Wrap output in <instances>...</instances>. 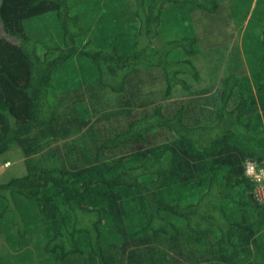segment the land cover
<instances>
[{
  "label": "trees",
  "instance_id": "trees-1",
  "mask_svg": "<svg viewBox=\"0 0 264 264\" xmlns=\"http://www.w3.org/2000/svg\"><path fill=\"white\" fill-rule=\"evenodd\" d=\"M122 1L0 0V264H264V0L240 45L229 1Z\"/></svg>",
  "mask_w": 264,
  "mask_h": 264
},
{
  "label": "rangeland",
  "instance_id": "rangeland-1",
  "mask_svg": "<svg viewBox=\"0 0 264 264\" xmlns=\"http://www.w3.org/2000/svg\"><path fill=\"white\" fill-rule=\"evenodd\" d=\"M227 1H229V4L231 5L230 11H237L235 9V7L237 9H240V13L241 14H239V15L236 14L235 18H233L234 23H236V24H238L239 22L241 23L240 26H239V29L237 30V37H238V42L237 43H238V45H240L242 43L243 35L245 33H248V36L257 35V28H255L253 26L247 27L249 22H251L252 19H253V17H252L253 12H254V10L252 9L253 3L250 6L251 0H240L242 2H238L239 0H223L224 3H227ZM122 2L123 3H122L121 10L122 11H128L129 16L131 17L132 14H133V11L135 10L134 9L135 7H133V5L135 3V0H123ZM248 5L250 6L249 8H248ZM261 7H262V4H261ZM261 7H260V9H261ZM232 8L234 10H231ZM187 11H189V9ZM205 13L208 14L209 12H205ZM217 15L226 17V15L227 16L229 15V10H221L220 13L217 14ZM129 16H127V17L125 16V18L130 19ZM203 16H205L207 18V15H203ZM203 16L201 18V22H198V25L196 26L195 25L194 14L193 15H187V14L185 15V14H183L181 12H178V13L174 14V21H175L174 27H175V29H180L178 34H181V33H183V29H187V28H190V27L193 26V28H192L193 33H196V34L199 35V32H201L202 35H203V33L205 31L201 30V28L203 27L204 24L205 25L207 24L205 22L206 20H205V18ZM214 22H215V18H214ZM129 23L132 24L131 22H129ZM26 24L27 23L25 22L24 27L26 26ZM226 24L229 25V21H227ZM200 26H201V28H200ZM32 28H33V26H32ZM202 35H199L200 36V40H201V42H204V40L201 39ZM245 61H247V59L243 58V63ZM248 65L250 67V72L249 71H247V72L251 73L252 67L254 65L250 64V63L247 64L245 62V66L248 67ZM74 67H73V69H76ZM215 69H216V66L210 67V70H212L213 72L215 71ZM247 72H246V74H247ZM249 77H251V76H249ZM253 80L254 79H250V81H249V86L250 87L253 85ZM119 83L120 82H117L116 85H118ZM74 84H76V82H74ZM78 84H79V86H81L84 89L86 87H91V85H90L91 83L88 80H86V79H84L82 82H78ZM157 104H159V103H157ZM120 110L118 111V110H114L112 108L111 114L117 115V111L119 113ZM112 111H114V112L112 113ZM23 162H24V157L22 156V154L18 153V150L16 148L12 149L10 152H8V154H5V156L0 157V181L1 182L2 181H6L8 176L14 170H19V172H17V173H23L25 171L24 166H22V164H21ZM248 164L253 165V167H255V170L258 171V173H259L258 174V178L262 177L260 181H256V179H253V178H252V181L255 182L254 183V186H255V188H254V197L259 202H264V167H262L260 165H259V167H256L254 161L253 162L246 161V163L244 165V170H246ZM244 174L247 176V174L245 172H244ZM11 175H13V174H11ZM162 193H163V195H165L166 200H170L171 199L170 196L169 197L167 196V192H166L165 189L162 191ZM163 199H164V196H163ZM183 203H185V202H183ZM118 204L119 205L126 204V202H124L122 200H119ZM13 205L14 206L15 205L19 206L21 209L23 207L27 209V208H30L31 203H29L28 200H24V198L17 197V198H15V200L13 202ZM121 214H122V211L119 210V213H118V218L119 219H120ZM136 224H137L136 226L140 225V223L138 224V222ZM257 232H258L257 235L261 236V239L264 240V226H261L260 229ZM6 241H7L6 236H5L4 232L0 229V244H3V242H6ZM165 246L168 247V244L166 243ZM165 246H164V243L162 242L161 243V250L166 251L165 250V248H166ZM191 251L193 253H191ZM191 251L186 253L185 257H180L179 258L180 262H178V261L175 262L176 260L173 259L174 260L173 264H207V261H204V260L196 262L194 260V255L196 254V252H194L195 251L194 248ZM30 252H31V254H33L35 256L36 264H47V263L44 262L45 257L44 258L43 257H41V258L38 257V254H40L41 252L39 253V252L32 251V250ZM172 258H174V257H172ZM11 261H12V264H20V262H18L17 260L15 261L14 258H12V257H11Z\"/></svg>",
  "mask_w": 264,
  "mask_h": 264
},
{
  "label": "built area",
  "instance_id": "built-area-1",
  "mask_svg": "<svg viewBox=\"0 0 264 264\" xmlns=\"http://www.w3.org/2000/svg\"><path fill=\"white\" fill-rule=\"evenodd\" d=\"M246 174L248 177H250L251 179H256V181H260L262 177L258 178V171L255 170V167H253V165L248 164L247 168H246Z\"/></svg>",
  "mask_w": 264,
  "mask_h": 264
},
{
  "label": "crops",
  "instance_id": "crops-1",
  "mask_svg": "<svg viewBox=\"0 0 264 264\" xmlns=\"http://www.w3.org/2000/svg\"><path fill=\"white\" fill-rule=\"evenodd\" d=\"M114 110H119L120 109V105H115L114 107H112Z\"/></svg>",
  "mask_w": 264,
  "mask_h": 264
},
{
  "label": "clouds",
  "instance_id": "clouds-1",
  "mask_svg": "<svg viewBox=\"0 0 264 264\" xmlns=\"http://www.w3.org/2000/svg\"><path fill=\"white\" fill-rule=\"evenodd\" d=\"M245 173H246V170H245Z\"/></svg>",
  "mask_w": 264,
  "mask_h": 264
}]
</instances>
